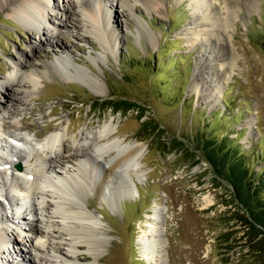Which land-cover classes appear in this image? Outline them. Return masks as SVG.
Masks as SVG:
<instances>
[{
    "label": "rangeland",
    "instance_id": "1",
    "mask_svg": "<svg viewBox=\"0 0 264 264\" xmlns=\"http://www.w3.org/2000/svg\"><path fill=\"white\" fill-rule=\"evenodd\" d=\"M68 2L51 0L44 34L0 6V181L4 176L6 182L0 225H10L0 264H264L263 234L247 224L230 183L197 147L202 138L227 132L254 168L264 165V157L257 158L264 153V0H101L102 10L112 8L113 46L102 31L105 23L93 21L95 29L80 7L69 4L66 11ZM47 35L52 44L40 40ZM64 55L79 75L74 67L48 71L47 64ZM35 69L44 76L26 104L7 103L1 87L10 72L31 76ZM91 83L104 94L94 93ZM109 98L134 106L115 111L103 106ZM15 121L24 126L15 127ZM111 121V139L145 144L140 169L129 172L133 182L125 181L126 164L115 173V197L100 190L95 157L69 159L71 176L47 156L51 173L45 172L49 134L67 127L64 138L74 149L84 130L97 132ZM147 122L155 124L153 132ZM173 139L183 147L163 149L162 141ZM117 152L112 147L109 155ZM120 172L123 180L116 177ZM262 177L264 184V171ZM37 186L46 202L54 203L49 189L82 212L83 219L67 217L87 227L78 258L56 227L42 233L31 228L27 207L38 199L29 188ZM156 205L162 246L161 256L151 258L141 240L151 238ZM47 207L37 225L58 223L55 207ZM35 234L48 245H30Z\"/></svg>",
    "mask_w": 264,
    "mask_h": 264
},
{
    "label": "bare ground",
    "instance_id": "2",
    "mask_svg": "<svg viewBox=\"0 0 264 264\" xmlns=\"http://www.w3.org/2000/svg\"><path fill=\"white\" fill-rule=\"evenodd\" d=\"M67 6H65V10L68 11L70 9V6L74 7H80V11L82 12L83 16L85 17V20L89 21L92 20L90 23L92 26H94L95 29L99 30V27L101 24L105 23L104 25V35L107 37L109 44L113 46L115 43V40L117 38V29L112 27V25L109 23L111 22V19L108 16L111 13V9H107L106 5H103L105 7L102 10V3L101 0H90V3H88L89 0H68ZM51 0H0V6H5L8 8V11L10 15L17 16L21 20H23L27 25L30 27L35 28L38 32L44 34V27L47 25L46 21L51 20L47 14V9L51 7L50 5ZM104 11V15H103ZM103 15V20H101V17ZM48 19V20H47ZM93 21H96L97 25L93 24ZM49 22V21H48ZM102 22V23H101ZM54 23V21H53ZM67 23V22H65ZM54 25V24H53ZM58 24H55L57 26ZM60 26V24H59ZM58 27V26H57ZM47 40V43H53V40L47 35L44 36V38H40V40ZM35 50L38 49L37 46H33ZM24 59V57H22ZM69 58L68 56H56L54 60L49 62L47 64V68L49 72H52L54 70H59V72H67L68 67H74L76 70H78V75H79V67L78 69L69 63ZM24 61L21 60L18 64V68L23 67ZM70 70V68H69ZM44 76V74L40 71H37L35 69V72H33V75L28 76L25 73L21 72L18 74V72H13L11 71L9 74V77L3 81L2 87H1V93L4 96L5 100L7 103L10 102H15L17 101L18 103H23L26 104L28 98L34 93L35 87L37 85L39 77ZM89 78V77H88ZM84 79V78H82ZM86 83L92 82L93 80L91 78L84 80ZM94 83V82H93ZM91 83V90L99 95L104 94V90L102 87L95 83ZM18 90H21V96H16V92ZM28 104V103H27ZM30 109L29 106H27V109ZM19 121V120H18ZM112 122V121H111ZM110 124H106L105 126H102L97 130V132H91L89 130H84L81 133V136L75 140V147L74 149L70 148L69 145H67L65 140V135H66V129L63 130H58L56 132H52L49 134L45 140L46 142V147H49V150L46 151L45 155L43 156V159L45 160L42 165L43 169L45 168V172L51 173L50 164H48L47 161V156L50 158L51 161L57 163L58 165H63L61 166L66 174H69L71 176H74V169L71 165H69V159H86V160H91L92 158L97 160L96 162L99 164L100 168L102 169V174L100 176V181L98 183V186L100 190L104 191L107 189L108 191L111 192L112 197H115L116 195L113 194L115 191L111 189L112 186H114V177L115 173L123 167L124 164L128 166V168H124L126 171L124 173L127 175L125 176V181L127 184L129 182H133L134 179L129 175L130 171L136 172L140 169V157L142 153V150L145 146L144 143L142 142H133V143H124L122 139H111V135L113 134L112 131L114 130V125L113 122ZM15 127L24 126V124H20L17 121L14 123ZM101 126V125H100ZM116 127V126H115ZM22 128V127H21ZM42 134L40 131H36L35 135ZM112 147H115L118 149L117 154L110 156L109 151L112 149ZM46 149V148H44ZM72 150V154L69 155L67 154L69 151ZM92 150V151H91ZM91 151V152H90ZM129 171H128V170ZM55 173H58V171L53 170ZM1 173V172H0ZM7 173V172H6ZM14 173L11 171V176ZM64 173H61V176ZM60 176V174H58ZM119 175V176H117ZM121 172L116 174V177H118L120 180H123L121 177ZM4 177V176H3ZM1 178L0 181V189L2 190L5 189L6 182L5 180L2 181ZM66 178V177H65ZM32 190V195H35V198L38 199V202L36 204H32V206H28L27 209H30V214H31V225L32 229L35 230V232H47V231H53L55 229V232L58 233V237L62 240H66L67 243L69 244L70 247H72V252L75 255V258H78L79 256V251L78 248L80 245L85 242L84 238H81V235L83 236L84 231H87V227L84 223L79 222H73L72 220H67L68 216H73L74 214L76 218L83 219V214L82 212H79V210H74L72 209V206L68 204L64 199L61 198L60 194L53 193V191L48 190L50 192L51 198L54 199V203L52 202H46L45 199L42 197L44 193V188L37 186L35 189H30L29 191ZM1 195V194H0ZM40 197V199H39ZM67 203V204H66ZM48 205H53L54 212L57 213V216L59 220H57L58 223H53L50 219H48V223L44 224V226L37 225L36 221H41V217H39V214H43V211H47V206ZM158 205L153 207V214L152 218L154 220V224L149 227L148 232L151 235L150 237H146L145 239H142V248L145 253H147L151 258H156L157 256H161V240L159 238V229L158 226L161 223V216H160V210ZM17 213L18 217H23L25 218L24 213L22 210H19ZM2 216L5 218H8V215H4L1 213ZM151 215V214H150ZM94 221V220H93ZM2 223H5L4 220ZM6 225L3 226L0 225V251H3V248L1 247V244L6 242V233L9 232V226L7 223ZM95 223H92L91 226L94 227ZM97 225V224H96ZM51 226V227H50ZM91 227V228H92ZM93 229V228H92ZM90 229V230H92ZM34 234V232H32ZM44 235V234H43ZM57 235V234H56ZM55 235V236H56ZM63 235H66V237H62ZM37 236V237H36ZM11 241L13 240L12 237L9 238ZM27 242L30 245H35L36 247H44L47 241H43L39 239V236L35 234V237L29 236L27 239ZM51 246V245H50ZM55 248V247H54ZM2 249V250H1ZM59 248L52 249L54 252H58ZM53 252V254H54ZM71 252V254H72ZM1 254V252H0ZM68 253L70 258H73L72 255ZM58 255V254H56ZM23 260H26L23 258ZM27 261V260H26ZM13 262V261H12ZM14 264V263H11ZM18 264V263H15Z\"/></svg>",
    "mask_w": 264,
    "mask_h": 264
},
{
    "label": "trees",
    "instance_id": "3",
    "mask_svg": "<svg viewBox=\"0 0 264 264\" xmlns=\"http://www.w3.org/2000/svg\"><path fill=\"white\" fill-rule=\"evenodd\" d=\"M113 100L110 98L103 100V106L110 107L115 111L118 109L127 110L134 106V103L124 98ZM147 124L153 132L156 128L155 124L151 122H147ZM181 144V141L177 139L169 140V142L162 141L163 149H171ZM239 144V142L234 143L225 132L218 139L212 136L202 138V142L198 143L197 147L206 157L215 174L230 183L235 204L245 210L244 218L247 224L255 228L259 236L263 234L264 237V184L262 177L264 165L260 169L254 168L250 163L251 156L247 155L246 149L240 148ZM259 157H264V153L259 154L257 158Z\"/></svg>",
    "mask_w": 264,
    "mask_h": 264
},
{
    "label": "water",
    "instance_id": "4",
    "mask_svg": "<svg viewBox=\"0 0 264 264\" xmlns=\"http://www.w3.org/2000/svg\"><path fill=\"white\" fill-rule=\"evenodd\" d=\"M17 166L20 167L21 166L20 163H17Z\"/></svg>",
    "mask_w": 264,
    "mask_h": 264
}]
</instances>
